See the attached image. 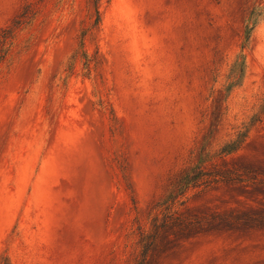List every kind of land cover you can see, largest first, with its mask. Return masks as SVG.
Masks as SVG:
<instances>
[{"label":"rangeland","instance_id":"obj_1","mask_svg":"<svg viewBox=\"0 0 264 264\" xmlns=\"http://www.w3.org/2000/svg\"><path fill=\"white\" fill-rule=\"evenodd\" d=\"M262 218L264 0H0V264H264Z\"/></svg>","mask_w":264,"mask_h":264},{"label":"trees","instance_id":"obj_2","mask_svg":"<svg viewBox=\"0 0 264 264\" xmlns=\"http://www.w3.org/2000/svg\"><path fill=\"white\" fill-rule=\"evenodd\" d=\"M93 1L97 2L98 0ZM36 12L37 10L35 7H33V5H27L19 16L20 20L17 21V26L19 27L23 24H29ZM203 178H205V181L203 182L205 185H210L212 183H226L229 185L243 183V181H241L238 177L231 175V173L228 172L214 171L204 173L199 168L193 170L191 169L184 172V174L177 181L176 185L173 187L171 194L175 193L176 196L172 198L171 201H174L177 196L181 195L178 193L181 188L185 187V189H188L189 184L194 186L198 184V182H200V180ZM175 220L176 218L173 219L171 214H166L159 223H155L152 235L143 237V240L146 241V244L144 245L145 252L143 256L146 255L147 250L154 243L156 237L159 235V231L165 229L169 225L174 227L176 222ZM260 224L264 225V218L261 219ZM178 226L179 227H177L176 234L179 235H187L194 231L192 222L184 223L181 221ZM171 233L175 234L174 231H171Z\"/></svg>","mask_w":264,"mask_h":264}]
</instances>
